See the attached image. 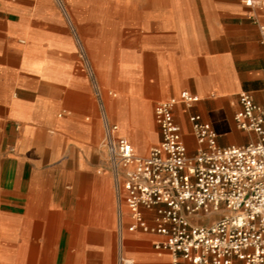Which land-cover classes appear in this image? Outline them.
I'll return each instance as SVG.
<instances>
[{
  "label": "crops",
  "instance_id": "0c3cea01",
  "mask_svg": "<svg viewBox=\"0 0 264 264\" xmlns=\"http://www.w3.org/2000/svg\"><path fill=\"white\" fill-rule=\"evenodd\" d=\"M261 25L242 0H0V264H175L164 235L130 229L106 122L146 156L156 105L188 90L191 154V113L221 146L256 140L235 114L243 92L264 107Z\"/></svg>",
  "mask_w": 264,
  "mask_h": 264
},
{
  "label": "built area",
  "instance_id": "2783aa9c",
  "mask_svg": "<svg viewBox=\"0 0 264 264\" xmlns=\"http://www.w3.org/2000/svg\"><path fill=\"white\" fill-rule=\"evenodd\" d=\"M242 1L264 9V0ZM200 100L185 90L156 105L161 141L146 156L106 122V167L124 191L130 229L164 235L156 247L170 250L175 264H264V107L248 92L240 95L236 125L257 135L243 145L221 146L213 124L191 113L198 143L191 154L175 108ZM146 211H154L153 224ZM120 261L134 264L125 256Z\"/></svg>",
  "mask_w": 264,
  "mask_h": 264
}]
</instances>
